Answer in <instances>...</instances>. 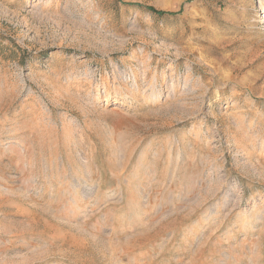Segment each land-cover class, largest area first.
Segmentation results:
<instances>
[{
	"label": "rangeland",
	"instance_id": "1",
	"mask_svg": "<svg viewBox=\"0 0 264 264\" xmlns=\"http://www.w3.org/2000/svg\"><path fill=\"white\" fill-rule=\"evenodd\" d=\"M264 0H0V264H264Z\"/></svg>",
	"mask_w": 264,
	"mask_h": 264
},
{
	"label": "bare ground",
	"instance_id": "2",
	"mask_svg": "<svg viewBox=\"0 0 264 264\" xmlns=\"http://www.w3.org/2000/svg\"><path fill=\"white\" fill-rule=\"evenodd\" d=\"M261 18H264V15H262Z\"/></svg>",
	"mask_w": 264,
	"mask_h": 264
}]
</instances>
